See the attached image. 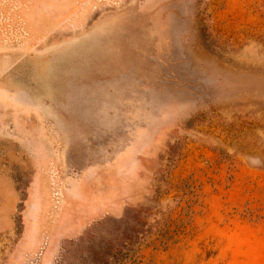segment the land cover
<instances>
[{"label": "rangeland", "instance_id": "rangeland-1", "mask_svg": "<svg viewBox=\"0 0 264 264\" xmlns=\"http://www.w3.org/2000/svg\"><path fill=\"white\" fill-rule=\"evenodd\" d=\"M0 264H264V0H0Z\"/></svg>", "mask_w": 264, "mask_h": 264}, {"label": "trees", "instance_id": "trees-1", "mask_svg": "<svg viewBox=\"0 0 264 264\" xmlns=\"http://www.w3.org/2000/svg\"><path fill=\"white\" fill-rule=\"evenodd\" d=\"M168 225V223H164V226L166 227ZM165 227H163V229L165 228ZM162 228L161 229H158L157 228V230H156V232L159 234V236H161V237H164L166 234H161V232H162V230H163ZM136 233V232H135ZM150 238V237H149ZM139 235H135V244H139ZM118 254H114V257H116ZM137 258H138V253H137V250H135V262L137 261Z\"/></svg>", "mask_w": 264, "mask_h": 264}]
</instances>
